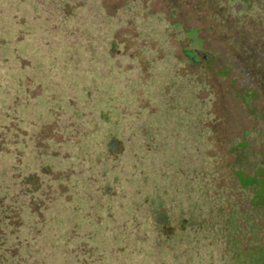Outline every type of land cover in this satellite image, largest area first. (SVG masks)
<instances>
[{"label": "rangeland", "instance_id": "1", "mask_svg": "<svg viewBox=\"0 0 264 264\" xmlns=\"http://www.w3.org/2000/svg\"><path fill=\"white\" fill-rule=\"evenodd\" d=\"M205 1L0 0L19 264H264V0Z\"/></svg>", "mask_w": 264, "mask_h": 264}, {"label": "trees", "instance_id": "2", "mask_svg": "<svg viewBox=\"0 0 264 264\" xmlns=\"http://www.w3.org/2000/svg\"><path fill=\"white\" fill-rule=\"evenodd\" d=\"M184 1L186 0H182V2ZM208 1L209 0L205 1L204 3H207ZM247 25L248 27H250L249 23ZM242 27L243 25L242 26L238 25V29L247 30V29H243ZM261 33H262L261 26L256 25V28L253 30V32L251 33L247 32L244 34L246 37H244L243 33L239 35L238 38L233 37L232 44H239L240 46L245 48L247 47L249 49V56H250L249 58L242 59L238 54L236 55L238 59L240 60L242 59L244 61L242 63L243 65L241 69L238 70L241 72L243 76L247 78L253 77L259 80L258 82H255L257 85L255 83H251L248 85L243 84V85L249 86L254 91V93L257 96V99L261 101L264 107V72H262L261 69H258L256 71V67L258 68L257 63H264V42L259 38ZM253 50H260V52L255 53L253 52ZM245 60L249 61L248 64H246ZM255 85L257 86V89L254 88ZM204 117L207 118V113H204ZM203 166H205V164H202V167ZM206 175L208 177V174ZM210 176H211V172H210ZM15 204L16 202L13 200L10 201L9 204H6L5 197L1 198L0 196V264H19L20 259L22 258V256L19 255V252L16 250V248H14V245L4 246L6 237L12 236V234L14 233L16 234L18 232V228H19L18 222L20 221L21 216L19 217L18 213L15 214V212H13V209L15 208L12 206H15ZM14 214L17 216V219H14V217L10 216Z\"/></svg>", "mask_w": 264, "mask_h": 264}, {"label": "flooded vegetation", "instance_id": "3", "mask_svg": "<svg viewBox=\"0 0 264 264\" xmlns=\"http://www.w3.org/2000/svg\"><path fill=\"white\" fill-rule=\"evenodd\" d=\"M190 60H192V59H190Z\"/></svg>", "mask_w": 264, "mask_h": 264}]
</instances>
